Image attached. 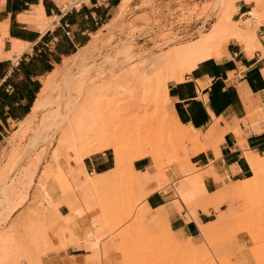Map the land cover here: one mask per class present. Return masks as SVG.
Here are the masks:
<instances>
[{
  "label": "crops",
  "instance_id": "crops-1",
  "mask_svg": "<svg viewBox=\"0 0 264 264\" xmlns=\"http://www.w3.org/2000/svg\"><path fill=\"white\" fill-rule=\"evenodd\" d=\"M116 1L65 0V5H60L56 0H0V148L13 125L30 115L41 80L90 41ZM120 3L118 0L116 8ZM254 6L236 2L231 21L246 19ZM263 20L255 30L261 49L246 52L237 42L228 40L216 57L200 60L180 80L166 84L171 112L182 127L201 134L221 129L212 136L217 138V145L189 156L196 177L194 182L182 184L181 198L175 193L180 174L173 170L179 159L170 167H161L168 178L159 170L155 172L147 157L132 162L147 186H162L149 192L141 203L149 224L168 227L182 242L199 244L202 237L198 225L212 233L225 220L220 221V217L229 218L234 209L238 210L241 199L237 189L252 178L244 152L264 158ZM13 54L18 55L11 57ZM82 163L90 177L114 167L108 151L92 154ZM70 180L72 198L61 202V219L50 228L57 227L53 235L59 233V240L56 235L51 238L49 229L46 251L35 264H98L81 244L68 245L65 219L71 217L76 232L81 234L97 215L94 210L78 214L75 201L83 178ZM259 183H264V177ZM254 249L249 231L241 229L213 256L228 255L231 264H257Z\"/></svg>",
  "mask_w": 264,
  "mask_h": 264
},
{
  "label": "rangeland",
  "instance_id": "rangeland-1",
  "mask_svg": "<svg viewBox=\"0 0 264 264\" xmlns=\"http://www.w3.org/2000/svg\"><path fill=\"white\" fill-rule=\"evenodd\" d=\"M117 1L105 20L98 24L95 30L101 29L99 32L100 37L104 39V42L102 40L103 45L117 44L120 40L128 41V45L133 49L132 52L140 54L139 57H148L151 53L157 55L170 47L200 39L210 32L211 26L219 17L223 15L225 19H230L232 16L231 6L214 8L215 0H130L129 4L125 6L126 8H123L124 11H120L118 15ZM171 3L186 8L187 12L193 16H190L188 20L193 19L191 20L193 23L195 21H200V23L194 34L183 38L179 36L177 42L161 46L160 44L165 38L175 37L176 34L167 37L169 33L163 29L157 26L152 29L150 21L158 13L159 4L167 7ZM112 18L118 21L116 25L114 21L113 23L109 22ZM204 19H208L205 27ZM263 19L264 12L258 17V25L262 23ZM102 25L105 26H103L104 29H102ZM105 32L108 34L106 35ZM102 43L101 46H103ZM225 43L226 39H223L220 43V51L223 50ZM158 44L161 48L157 47ZM257 47V49H261L260 44ZM101 53L110 54L111 48L107 45ZM131 65L132 62L127 67ZM122 67L123 70L127 68L126 66ZM108 81L107 78L104 82ZM92 88L94 87L83 84L76 89L74 95L77 101H81L85 90H92ZM50 111H45L44 114H46L43 117H47ZM53 111L54 113L59 112L60 106L53 108ZM151 111L148 110V116L145 117L146 120H143V123L146 124L142 129L132 127L124 133H121L117 128L118 121L113 113L100 112L99 122L104 134L108 141L114 139L120 147V152L118 156H114L110 150H106L114 163L113 169L105 174L91 177L81 172L84 169L82 164V159L85 158L86 149L84 148L88 146L72 144V135L68 126L61 125L55 131L42 135L26 151L29 140L41 131L39 124L33 128V131H28L24 135L20 131L22 122L13 125L3 141V148H0V191L4 190L6 193L5 197L0 198V239L6 241L12 250L22 247L21 245L29 241L36 249L32 253L26 251L27 253L23 254H15V252L0 254V264H35L39 262L40 256L45 253V247L48 245L47 231L57 223L58 218L61 219L58 212L59 205L72 198L70 177L72 179L83 178V186L78 190V198L75 201L76 208L79 210L78 214L94 210L97 215L90 220L89 226L85 227L81 234L76 232L74 220L71 217L66 218L64 222L67 224V233L69 235L71 230L78 239L77 245L84 246L90 258L98 264H231L228 255L213 256V253L218 252L224 241L229 240L235 232L241 229L250 233L255 245L253 255L257 264H264V183H259L264 177V169L261 178L255 185L249 189L245 188V184L238 187L237 192L240 194L237 197L241 199V203L237 207L238 210L234 209V213L229 218L220 217V221L225 220L221 222L220 226L214 227L211 237L209 236L206 242L204 240L196 248L189 240L182 242L173 234L171 242L162 224H149L150 221L145 217L146 211L141 207V196L151 186H147L141 178L138 180L130 170V164L136 157H134L133 141H129V137L140 136L149 139L148 143L151 149L144 155V158L147 157L154 171L159 170L165 178L168 177L161 167L164 165L170 167L171 162L179 159L180 162H177L173 170H176V173H181V178H179L182 180L181 187L184 182H194L196 177L194 176L195 168L188 170L186 166L187 160L189 161L186 159L187 156L217 145V138H211L197 146L185 143L183 140H176V136L172 133L188 134L190 130L179 128L173 122H170L166 129L160 128L152 119ZM127 116L129 114H123L120 118L122 120ZM38 117L39 114L35 122L40 120ZM74 120L77 122L76 119ZM167 136L169 138H166ZM126 142L128 143L127 147H125ZM189 145L191 148H188ZM94 148L96 149L97 146ZM22 154L26 158L21 164L22 168L19 170V167L14 166L11 171L14 160ZM35 167L37 170L33 175ZM57 197L61 201H55ZM184 203L186 205V202ZM52 208L55 209L56 214L54 219L50 218L49 223L52 225L47 226L48 222L43 223L42 220L43 217L48 218L51 215ZM24 218L33 219L25 226L15 227L17 222ZM40 218L43 219L40 221ZM90 225L93 228L92 231L89 229ZM53 228V230L57 229V227ZM53 230H49L52 239L55 237ZM104 237L107 239L104 242L105 249L103 248L105 256L102 257L99 252L95 253L89 248V242ZM202 246L205 248L203 249ZM32 254L35 257H32ZM103 258H105V262Z\"/></svg>",
  "mask_w": 264,
  "mask_h": 264
},
{
  "label": "bare ground",
  "instance_id": "bare-ground-1",
  "mask_svg": "<svg viewBox=\"0 0 264 264\" xmlns=\"http://www.w3.org/2000/svg\"><path fill=\"white\" fill-rule=\"evenodd\" d=\"M56 1L59 2L60 5H65V0ZM129 1L130 0H121L117 11L118 15L120 11H124L126 8L125 6L129 4ZM239 1L255 5L254 8L252 7V11L246 19L241 20L238 23H234L230 19H225L222 15L211 26L210 32L202 38L186 44L170 47L168 50L157 55H152L151 53L148 57H139L140 54L132 52L133 49L128 45V41L120 40L117 44L103 45L102 40L104 42V39L100 37L99 32L101 29H99L96 33L94 32L91 34L90 41L85 46L79 48L74 56L64 59L60 65L56 66L50 74L46 75L41 80V90L39 91V94L32 106L30 115L22 122L23 125L20 129L21 133L24 135L28 131H33V128L39 124L41 131L29 140L26 151L29 147L31 148V146L34 145L37 138L51 131H55L61 125H66L70 128L72 144L75 146H88L84 148L86 149L85 158L91 156L92 154H97L98 152L106 150H110L114 156H118L120 147L114 139L108 141V138L104 134L100 125L99 116L102 111L111 112L116 116L118 121L117 128L121 133L130 130L132 127L139 130L142 129L146 124L143 123V120H146L145 117L148 116V110H152L150 115L160 128L164 127L166 129L170 122H173V124L179 128H184L180 125L176 116H174V113L171 112L170 101L167 96L166 89L167 82L178 79L180 80L183 73L188 71L190 72V70L197 65V62L200 60L208 57H216L220 52V43L223 39H226V42L228 40L237 42L246 52L255 50V48L260 44L255 35V30L258 26V17L264 12V4L262 0H215L213 6L214 8L231 6V12L233 14L236 10L235 4ZM113 21L115 22V25L118 22L115 21L114 18H112L109 22L113 23ZM107 24L105 26L108 29ZM102 29L104 28L102 27ZM107 34L108 33H106V35ZM179 38L180 37L177 36L165 38L160 45L164 46V44L166 45L170 42H177ZM101 43L103 46H101ZM107 45L111 48V53L102 54V50ZM160 45L158 44L157 47L161 48ZM17 55L18 54H13L11 57ZM134 61L138 62L134 64ZM131 62L132 65L127 67L131 64ZM122 66H126L127 68L123 70ZM107 78L109 81L104 82ZM83 84H88L94 88H92V90H85L81 101L78 102L74 92ZM59 106L60 111L54 113L53 108ZM45 111H50L47 117H43V115L46 114H44ZM38 114V119L40 120L35 122ZM123 114H129V116L121 120L120 116ZM74 119H76L77 122H75ZM189 130L188 134H172L176 136L175 139L178 141L183 140L185 143L197 146L200 143L209 141L212 138L214 131H219L221 129L218 130L212 128L204 134L194 132L191 129ZM223 131L224 130H222V132ZM17 134L20 135L19 133ZM168 135L171 136L170 134ZM169 136L166 138H169ZM130 140L133 141L134 157H136L137 160L144 158V155L150 152L151 148L149 147L148 138H141L140 136L133 138L130 136L129 141ZM125 145V147H127L128 143L126 142ZM96 146L97 148L95 149L94 147ZM156 147L157 145L155 148ZM194 154L196 155V153ZM24 156L25 155L22 154L14 160L10 169L11 171L14 166L19 167V170L22 168L21 164L26 160ZM189 156L190 155H188L186 159H189ZM244 156L252 171V178L245 182V188L249 189L251 186L255 185L262 176L264 158L259 157L257 154L250 151L244 152ZM186 166L188 170L193 168L188 160L186 162ZM36 170L37 167L33 170V175ZM130 170L138 178V180H140V177L135 172L132 164H130ZM81 172L88 175L85 169H82ZM180 181L182 180L178 179L175 193L181 198L180 191L182 182ZM167 186H169V183ZM161 188V185H154L150 187L141 196V201L143 202V199L147 197L146 195L152 190H159ZM5 194L4 190H1L0 198H2V196L5 197ZM141 207L144 208L145 205L143 204ZM50 212H52L50 213L52 216L50 215L46 218L41 215L44 219L40 218V221L43 219V223L46 221L48 222H46L47 226L51 224L49 223L50 218L55 217L54 215L56 214L55 209L53 210V208ZM189 212L191 213V211ZM32 219L33 218H24L17 222L15 227L25 226ZM51 222L53 223V220H51ZM198 226L200 236L202 237L200 238L203 242L204 240L206 242V239L208 240L211 233L206 230L207 227L202 225ZM89 229L92 231L93 228L91 225ZM166 229V235L172 242L171 235L173 233L168 227ZM70 232L71 233H69L67 238V241L69 242L68 245H70V243L71 245L72 243L77 245V237L71 230ZM55 235L58 239L57 236H59V233ZM107 237L97 238L94 242H89V248L95 253L99 252L101 256L104 257L103 248ZM202 241L200 243L198 241L199 244L191 243L192 246L194 245L193 247L196 248L198 245L203 243ZM62 244L63 246L65 245L64 243ZM21 246L22 247L13 248L12 250L6 241L0 239V254L2 255L6 252L23 254L27 253L26 251L32 253L36 249L30 241ZM204 248L205 247H203V249ZM31 256L35 257L33 254ZM103 259L105 262V258Z\"/></svg>",
  "mask_w": 264,
  "mask_h": 264
},
{
  "label": "built area",
  "instance_id": "built-area-1",
  "mask_svg": "<svg viewBox=\"0 0 264 264\" xmlns=\"http://www.w3.org/2000/svg\"><path fill=\"white\" fill-rule=\"evenodd\" d=\"M179 7L180 5L176 3H171L167 7H164L163 4H159L157 7L158 13L156 16L152 17L150 27L153 26L151 27L153 29L155 28L154 26H157L163 29L169 33L167 37L176 34V36L183 38L184 36L194 34L200 21H195L193 23L191 21L193 19L188 20L192 14H189L186 8ZM207 23L208 19H204V27Z\"/></svg>",
  "mask_w": 264,
  "mask_h": 264
}]
</instances>
